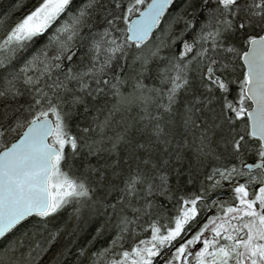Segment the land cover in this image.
<instances>
[{
	"label": "snow or ice",
	"instance_id": "6c2138e0",
	"mask_svg": "<svg viewBox=\"0 0 264 264\" xmlns=\"http://www.w3.org/2000/svg\"><path fill=\"white\" fill-rule=\"evenodd\" d=\"M0 264H264V0H0Z\"/></svg>",
	"mask_w": 264,
	"mask_h": 264
}]
</instances>
